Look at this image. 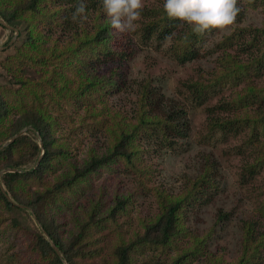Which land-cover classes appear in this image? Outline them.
Here are the masks:
<instances>
[{
    "label": "trees",
    "instance_id": "1",
    "mask_svg": "<svg viewBox=\"0 0 264 264\" xmlns=\"http://www.w3.org/2000/svg\"><path fill=\"white\" fill-rule=\"evenodd\" d=\"M17 1L0 2V16L7 24L13 26L15 19H27L21 29L16 28L20 41L12 44V52L0 62L7 81L0 84V146L24 128L27 127V130L0 148V171L19 169L0 174V184L5 191L0 187V221L8 219L13 228L29 233V251L44 264H63L62 259L68 264H77L79 258L99 255L104 247L110 250L113 259L111 262L104 259L103 264H133L131 253L137 247L145 243L155 246L169 244L177 235L183 203L188 197L190 202L198 198L203 183L210 181V170L197 176L185 196L173 197L164 191L158 192L159 213L144 224L146 230L142 236H136L129 242L119 238L109 246V243H106L107 246L101 244L105 234L102 235L100 231L107 226L106 223L117 224V211L122 208L123 198L102 213L97 203L79 212L73 210L74 204L78 191L82 189L80 185H88L89 179L102 168L120 160L136 167L142 153L139 142L141 134L143 138L149 135L158 145L165 146L186 137L187 124L182 103L173 110L169 105L162 113L152 111L150 106L155 103L153 92L157 88L152 87L150 79L144 80L139 88L136 122L126 121L119 113H114L112 118L110 116L111 126L106 127L107 121L103 122L110 139L108 150L101 154L89 151L80 166L70 163L67 161L70 152L66 142H60L54 134L59 125L58 114L65 112L69 105L81 107L87 116L104 111L102 99L105 94L121 90L124 87L122 82L126 80L117 73L116 68L99 73L97 65L115 59H129L133 56L134 48L121 43L123 34L110 28L106 16H92L94 10L103 11L101 0H84L87 17H91L87 27L71 20L78 0ZM241 1L238 0V6ZM256 1L245 0L252 5ZM142 16L147 19L140 29L143 39L163 43L167 41L165 37H170L169 49L181 63L198 56L197 44L203 42L208 31L202 35L193 33L187 24L170 20L162 7L148 12L143 10ZM245 31L240 28L235 38H241L239 51L246 52V57L224 50L221 63L225 68L217 75L207 82H182L185 99L199 106L218 94L227 82L234 85L242 80L247 81L246 87L234 98L222 99L208 106L212 113L217 108L236 110L232 115L216 118L211 114L209 127L210 130L218 128L224 138L239 137L238 145L242 149L249 146L253 158L244 163V179L254 177L264 166V82L263 85L250 82L252 77L264 73V25L249 28L247 34ZM14 34L15 30H12V36ZM236 39L231 34L219 44L225 45ZM260 45H263L261 49ZM253 47L260 50L249 52ZM255 104L258 106L254 107ZM237 109L244 110V114L238 115ZM6 194L13 202L7 199ZM259 205L256 217L242 220L241 254L237 261L228 263L217 259L214 264H264V221L261 219V216L264 217V201ZM67 211H70L71 228L64 236V224L57 216ZM224 215L219 213L218 219ZM37 221L56 244L62 258L51 247ZM200 243L202 239L194 240V247Z\"/></svg>",
    "mask_w": 264,
    "mask_h": 264
},
{
    "label": "rangeland",
    "instance_id": "2",
    "mask_svg": "<svg viewBox=\"0 0 264 264\" xmlns=\"http://www.w3.org/2000/svg\"><path fill=\"white\" fill-rule=\"evenodd\" d=\"M162 3L163 0H144L143 10L148 12L162 7ZM238 7L240 12L235 22L222 30L208 31L203 42L197 44L198 56L184 63L172 56L169 49L170 39L159 43L142 38L140 29L147 19L141 13V18L136 22V30L122 33L123 36L120 37L122 44L133 46V56L97 65L99 73L116 68L117 73L126 80L122 82L124 87L121 90L105 94L102 99L105 104L104 111L98 115L87 116L81 107L69 105L64 114L56 112L59 125L54 134L60 142H66L68 146L70 156L67 161L80 166L89 151L101 154L108 150L110 139L103 122L107 121L106 127L111 126L110 116L112 118L114 113H119L126 121L136 122L139 88L144 80L150 79L152 87L157 88L153 92L155 103L150 106L152 111L162 113L169 105L173 110L182 103L187 124L186 137L165 146L158 145L149 135L143 138L141 134L139 142L142 153L136 167L132 164L126 165L120 160L110 167L102 168L89 179L88 185H80L82 189L78 191L74 204L73 210L79 212L80 209L86 211L92 204L97 203L102 213L123 198L122 208L117 211V224L106 223L107 226L100 231L102 235L105 234L101 244L109 246L119 238L129 242L136 236H142L146 230L144 224L159 213L158 192L164 191L173 197L185 196L190 192V185L197 176L210 170V181L203 183V190H200L198 198L190 202L188 197L183 203L177 223L179 231L170 240L171 243L156 246L145 243L137 247L131 253L133 264H214L217 259L234 263L241 254L242 220L256 217L257 208L264 201V166L254 177L247 176L244 179V163L253 158L249 146L242 149L238 145L239 137L224 138L218 128L210 130L209 127L211 114L216 118L220 115H232L236 110L217 108L212 113L208 106L222 99L234 98L246 87L247 81L242 80L234 85L227 82L218 94L199 106L185 99V89L182 87L184 81L207 82L225 68L221 63L224 50L237 52L241 57L247 56L246 52L239 51L238 42H241V38L236 39L235 36L240 28L248 31L249 28L264 25V0H257L254 5L242 0ZM95 11L92 16L99 14L101 18L105 17L103 11ZM25 19L26 17L23 21L21 18L15 19V25H10L13 28L0 23V46H4L0 48V62L6 54L12 52V44L20 41L21 38L17 35L12 36V30L21 29L27 21ZM90 23L91 17H87L86 21L78 25L84 24L87 27ZM231 34L237 41L219 44ZM11 36L13 39H10ZM63 36L64 33L62 38ZM262 47L260 45V49ZM260 49L253 47L249 52H258ZM2 72L0 65V84H6ZM252 78L250 82L263 85L264 73ZM256 106L258 104L254 105ZM237 114L243 115L244 110L237 109ZM211 181L212 185L209 184ZM219 213L225 215L218 219ZM57 218L64 224V236H67L71 228L70 211ZM261 219L264 221V217L261 216ZM29 237L26 231L13 228L8 219L0 221V264H44L29 251ZM201 239L202 243L194 247V240ZM109 252L104 247L99 255L79 258L77 264H103L104 259L111 262L113 258Z\"/></svg>",
    "mask_w": 264,
    "mask_h": 264
},
{
    "label": "clouds",
    "instance_id": "3",
    "mask_svg": "<svg viewBox=\"0 0 264 264\" xmlns=\"http://www.w3.org/2000/svg\"><path fill=\"white\" fill-rule=\"evenodd\" d=\"M101 5L107 24L116 33L135 31L145 6L144 0H101ZM86 7L84 0H78L71 16L74 23L87 20ZM162 9L170 20L187 24L197 35L232 25L240 12L238 0H163Z\"/></svg>",
    "mask_w": 264,
    "mask_h": 264
},
{
    "label": "water",
    "instance_id": "4",
    "mask_svg": "<svg viewBox=\"0 0 264 264\" xmlns=\"http://www.w3.org/2000/svg\"><path fill=\"white\" fill-rule=\"evenodd\" d=\"M0 23L3 24L4 26L8 27V28H13L12 26H10L9 24H7L2 18H0ZM18 34V31L15 29V34H14V37ZM13 39V38H12ZM12 41V40H11ZM4 46H0V48H3ZM27 130V127L24 128L23 130H21L20 132L14 134L12 137H10L7 141H5L1 146H5V145H8L9 143L13 142L17 137H19L20 135L24 134ZM39 144L40 146L42 147V142L41 140L39 139ZM19 169L17 168H6V169H3L0 171V173H4V172H9V171H17ZM0 187L2 189V191L5 193L4 189L2 188L1 184H0ZM6 197L9 201L13 202V200L10 198L9 195L6 194ZM18 206L20 207H25L24 205L22 204H18L16 203ZM29 210L33 213L32 209L29 208ZM34 218H35V215H33ZM37 224L38 226L40 227V229L43 231V233L45 234L47 240L49 241L51 247L54 249V251L58 254L59 257L62 258V254L61 252L59 251L58 247L56 246V244L50 239V237L48 236V234L46 233V231L43 229L42 225L37 221ZM63 260V264H68V262L65 260V259H62Z\"/></svg>",
    "mask_w": 264,
    "mask_h": 264
}]
</instances>
